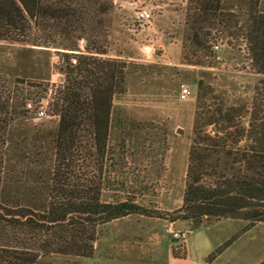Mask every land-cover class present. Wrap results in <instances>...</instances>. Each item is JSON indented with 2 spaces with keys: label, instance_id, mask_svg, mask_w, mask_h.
Listing matches in <instances>:
<instances>
[{
  "label": "trees",
  "instance_id": "1",
  "mask_svg": "<svg viewBox=\"0 0 264 264\" xmlns=\"http://www.w3.org/2000/svg\"><path fill=\"white\" fill-rule=\"evenodd\" d=\"M114 5L0 0V43L73 51L63 52V78L53 88L0 74V264H35L53 254L89 257L100 225L149 215L127 191V143H111L114 98L126 91L129 66L103 56ZM186 13L185 49L207 55L218 36L243 38L252 67L264 75L260 0H188ZM45 99L48 114L58 117L53 127L32 122L30 100ZM204 113L194 127L184 202L172 221H264V91L247 125L246 106ZM209 125L217 126L214 135Z\"/></svg>",
  "mask_w": 264,
  "mask_h": 264
},
{
  "label": "rangeland",
  "instance_id": "2",
  "mask_svg": "<svg viewBox=\"0 0 264 264\" xmlns=\"http://www.w3.org/2000/svg\"><path fill=\"white\" fill-rule=\"evenodd\" d=\"M187 4L188 0H115L108 16L103 56L129 63L126 91L114 98L111 143H127V191L139 196L149 215L131 214L100 225L92 256L45 255L35 264H264V221L204 217L212 221L195 234L189 231L186 242L172 235V219L184 202L198 114L221 106H246L242 120L247 125L264 91V75L252 67L243 38L218 36L207 55L195 54L188 44L185 49ZM260 4L264 7V0ZM143 8L151 11L149 21L138 18ZM63 52L72 50L0 43V74L49 82L53 88L63 78ZM184 86L192 90L185 101L179 97ZM30 103L35 108L48 106L46 99ZM30 114L34 124L53 127L58 121L54 115ZM206 129L214 135L217 126ZM202 237L208 242L205 253L199 250Z\"/></svg>",
  "mask_w": 264,
  "mask_h": 264
},
{
  "label": "built area",
  "instance_id": "3",
  "mask_svg": "<svg viewBox=\"0 0 264 264\" xmlns=\"http://www.w3.org/2000/svg\"><path fill=\"white\" fill-rule=\"evenodd\" d=\"M151 11L147 8H143L138 12V18L144 21H149L151 19ZM216 49H219V45L214 46ZM192 95V90L189 86H184L181 88L179 97L181 100H188ZM30 106V105H29ZM36 118H41L46 116L48 113V106L43 104L36 107L35 110ZM173 238L180 242H186L188 239L189 231L188 230H174L172 229Z\"/></svg>",
  "mask_w": 264,
  "mask_h": 264
},
{
  "label": "water",
  "instance_id": "4",
  "mask_svg": "<svg viewBox=\"0 0 264 264\" xmlns=\"http://www.w3.org/2000/svg\"><path fill=\"white\" fill-rule=\"evenodd\" d=\"M73 52V51H72ZM212 221L210 218H202V219H179L176 220L173 224L174 230H188L194 231L198 228H201Z\"/></svg>",
  "mask_w": 264,
  "mask_h": 264
},
{
  "label": "crops",
  "instance_id": "5",
  "mask_svg": "<svg viewBox=\"0 0 264 264\" xmlns=\"http://www.w3.org/2000/svg\"><path fill=\"white\" fill-rule=\"evenodd\" d=\"M149 53H150V55H151L152 57H153L154 54H155L154 51H150ZM192 234H195V230H194V231H191V234H190V235H192ZM200 243H201L202 247L200 246V249H199V250L202 251L201 253H205V251H206V249H207V247H208V242H207V240H206L204 237H202V238L200 239ZM189 244H190V243H189ZM194 253H195V254L198 253V249H197V248L194 249ZM188 259H189V258H188ZM191 261H192L191 264H202V262H199V261H194V260H191Z\"/></svg>",
  "mask_w": 264,
  "mask_h": 264
}]
</instances>
